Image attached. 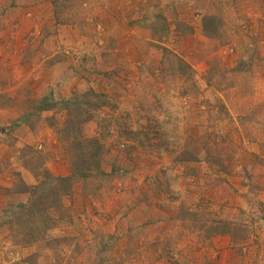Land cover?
<instances>
[{
    "label": "rangeland",
    "instance_id": "rangeland-1",
    "mask_svg": "<svg viewBox=\"0 0 264 264\" xmlns=\"http://www.w3.org/2000/svg\"><path fill=\"white\" fill-rule=\"evenodd\" d=\"M258 79L264 0H0V264H264Z\"/></svg>",
    "mask_w": 264,
    "mask_h": 264
},
{
    "label": "trees",
    "instance_id": "trees-1",
    "mask_svg": "<svg viewBox=\"0 0 264 264\" xmlns=\"http://www.w3.org/2000/svg\"><path fill=\"white\" fill-rule=\"evenodd\" d=\"M68 104V102H67ZM90 116L87 117V119ZM83 146L81 145L80 149V153L78 155V158H81V163L80 162H76L75 161H71V165H73L75 167L72 168L74 169L73 172V176H81L82 178L86 179L88 177H90V175L97 169L98 167V161H97V157L100 155V148L98 146V143L95 140H86V142L83 143V141H81ZM97 161V162H96ZM71 176L67 177V178H55L53 180H55V186H56V191L57 192H66L69 191V181L71 180ZM46 184V185H45ZM45 187V188H44ZM51 185L49 186L48 183H42V185H40V189L39 192L43 193L44 191L47 190V188H50ZM35 198H37V200H40V207H38V211H36L38 218L40 219V222L44 224V226H37L36 228L38 230L44 229L45 231H47L49 228H51L53 225H50V221L51 218L47 215L44 214V210L41 208H46L43 205V202L41 200L44 199V197H41L37 194V196H35ZM31 214V212H30ZM40 214V216H39ZM228 233V231H222L220 233L217 234H225ZM29 244V243H27Z\"/></svg>",
    "mask_w": 264,
    "mask_h": 264
},
{
    "label": "crops",
    "instance_id": "crops-1",
    "mask_svg": "<svg viewBox=\"0 0 264 264\" xmlns=\"http://www.w3.org/2000/svg\"><path fill=\"white\" fill-rule=\"evenodd\" d=\"M25 25H27V24H25ZM258 82L257 83H259V84H261V85H263V88H264V79H258L257 80ZM261 93V94H260ZM258 99L260 100V101H264V91L263 92H259L258 91ZM261 239H262V237H261ZM222 240L225 242H229L230 240H229V238H225V237H223L222 238Z\"/></svg>",
    "mask_w": 264,
    "mask_h": 264
}]
</instances>
